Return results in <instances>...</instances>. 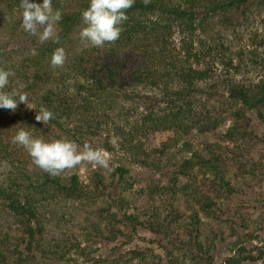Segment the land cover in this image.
Here are the masks:
<instances>
[{"label": "rangeland", "instance_id": "rangeland-1", "mask_svg": "<svg viewBox=\"0 0 264 264\" xmlns=\"http://www.w3.org/2000/svg\"><path fill=\"white\" fill-rule=\"evenodd\" d=\"M34 2L41 3L42 0H34ZM203 2L204 0H200L194 4L199 17L203 15L200 14L202 6L198 3ZM22 19L23 16L16 7L9 10L6 2L0 3V45L6 48V51L12 52L13 59L21 61L27 56V51L35 53L37 51L33 52L32 48L44 42H52L59 36L57 24L55 35L47 40H41L39 35L33 36L24 31ZM202 20L193 35L180 33L174 28L169 36L164 37L167 41V49L172 55L182 59L183 65L190 63L193 68H211L222 76L233 72L234 67H238V76L244 81L264 78V0H249L241 8H232L226 13L212 16L206 15ZM86 26L85 23H80L70 32L63 47L66 56L74 55L86 45L79 35ZM39 32H43L42 27ZM92 47L95 55L98 48L102 57L109 53L107 42L103 46ZM187 52L190 55L189 61H187ZM198 53H200L199 58H194L193 55ZM59 67H54V71L57 72ZM169 72L163 70L162 74H156L153 79L156 83L146 82L138 91L131 92L128 89L127 93H131L128 96L116 95L113 101L107 96L99 106L96 105L98 110L94 111V114L84 111L83 107L88 109L87 103L89 101L96 103V98H88L86 92L80 94L70 86L71 93L75 94L72 98L75 110L69 124L76 125L74 129H58L52 124L43 125L37 122L33 114L41 108L36 105L38 99L31 101L27 105V110L22 115L14 117L12 121L7 122L0 118L2 120L0 136L5 141L14 143L13 137L23 128L30 131L34 138L43 139L45 142L61 139L72 141L77 144L78 152H83L85 148L79 145L81 141L89 138L99 139V135H105L110 131V135L115 139L113 150L109 152L99 149L109 154L108 169L82 161L74 168L60 171L54 178H59L60 183H66L70 175L75 173L79 183L89 190L90 180L94 181L96 178L93 176L95 170L100 173L104 183L108 184L111 183L112 168L121 165L129 172L125 174L118 187L120 189L131 183L126 193L132 203L133 211L138 213L139 217H142L143 209L150 214L155 204L151 197L161 198L157 202L166 208L170 207L171 201L181 211L183 224L193 232L197 227L194 226L198 216L201 220L198 233H201V239L207 247L213 249V264H223L224 258L231 255L238 256L240 247H245L248 252L253 251V254H258L259 251L264 253V130L254 111L246 115L247 130L228 140L227 129L232 124V112L225 96L208 99L207 94L192 93L188 101L178 102V104L188 103V106L184 104L180 107L185 114L182 118L185 128L173 127L156 131L147 128L146 135L139 143L137 152H149L153 149L163 151V153L149 152V155L158 162V169L163 168L167 171V176L158 169L141 166L132 160L131 150L125 143L128 139L126 133L139 126L141 118L147 111L166 107L167 96L164 94L166 92L164 85L171 77ZM125 82L127 87L130 79H126ZM206 83L208 82L205 80L199 82L201 85ZM19 84L21 88L25 87L24 82L20 81ZM166 110L172 109L169 107ZM197 112L202 113V118L196 115ZM117 131H121L122 134L118 135ZM96 132L99 134H94ZM213 144L216 147L214 153L219 154L221 165L225 170L228 169L226 173L236 187V190L231 192L222 191L221 196L217 195L215 190L217 187L212 183L210 174L199 172L196 179H189V176L177 175L175 172L176 164L180 166L184 159L192 156V153L203 150L206 145L213 147ZM9 151L7 157L0 154V180L27 185V173L33 178L40 175L41 168L33 163V158L22 145L15 143L10 146ZM204 153L206 154V151ZM41 176L45 177V175ZM186 184L193 186L187 191L184 188L181 193L180 187ZM147 186L156 187L153 196H143L145 192L143 189ZM194 187H199L200 191L203 190L212 199L209 208L200 209L196 202L199 196L194 197ZM171 191L176 192L174 197ZM100 197L87 202L82 198L56 196L52 197L49 203L46 201L41 207L39 206L40 214H44L42 222L44 235L39 240L41 246L37 253L39 259L42 254L46 255L45 259L41 260V264H92L95 260L98 264H122L123 261L119 260V256L135 248L141 250L152 248L156 253L164 255L163 248L156 242L160 236L148 230L137 231L132 235L131 241L121 235L114 241L97 240L94 235L96 224L103 221L106 213L95 214L91 211L103 200ZM95 202L97 203L93 204ZM111 202L112 200H109L106 205ZM212 211H215L213 215L207 214ZM86 231H90L88 237L84 235ZM7 233L9 237L10 233H13L12 237H21L22 229L14 220L10 210L0 201V238L7 236ZM175 237L173 236V241L171 238H163L164 243H167L171 250L172 242L176 241ZM72 244H78L85 253L89 254L70 251L64 259L53 258L55 248H66ZM180 251L183 253L182 249ZM175 252L179 253L177 248ZM241 264H264V254L260 260L245 261Z\"/></svg>", "mask_w": 264, "mask_h": 264}, {"label": "trees", "instance_id": "trees-1", "mask_svg": "<svg viewBox=\"0 0 264 264\" xmlns=\"http://www.w3.org/2000/svg\"><path fill=\"white\" fill-rule=\"evenodd\" d=\"M197 1L200 2V0H147V2L135 0L132 7L125 11L127 20L120 25L122 31L119 39L107 42L109 46V49L105 47L109 50L107 56L102 57L99 48L95 55L93 47L85 43L82 50L80 49L74 55H67L63 65L55 72V68L50 63L51 56L57 48L64 47L72 30L77 28L80 23L84 24L82 12L88 8L90 0H53V10H59L62 13V19L58 23L59 36L56 40L44 42L32 48L33 52L37 51L35 53L26 50L27 56L23 57L22 61L13 59L12 52L6 51V48L0 45V70L13 73L9 76L8 85L0 89V92L26 93L28 104L39 99L36 101V105L44 107L54 114V119L50 120L48 124H52L58 129L70 130L76 126L69 124L75 110L72 104L75 94L71 93L70 86L80 94L87 93L88 98H96V103H92V101L87 103L88 109L83 107L84 111L94 114L93 112L98 110L96 105L99 106L107 96L111 101L116 95L128 96L131 94L127 93L128 89L135 92L142 89L141 86L146 82L156 83V80H153L157 76L156 74H162L163 70H169L171 77L164 85L166 90L164 94L167 96L166 107L147 111L141 118L139 126L126 133L128 139L125 143L131 150L132 160L150 169H158L159 164L150 158L149 152L163 153V151L153 149L149 152H137L141 138L146 135L148 129L156 131L173 127L176 129L185 128V122L182 119L185 114L180 107H183L184 104L188 106V103L178 104V102L188 101L192 93L207 94L208 99L225 96L232 112V124L227 129L228 140L247 130L246 115L248 112L256 113L264 130L263 77L257 81H244L238 76V67H234V71L225 76L216 73L211 68H193L190 63L183 65L182 59H178L167 49V41L164 37L169 36L172 29L177 28L180 33L193 35L206 15L226 13L232 8H241L249 2V0H204L203 3H198L202 6L200 14L203 15L199 17L195 10L196 7H194ZM4 2L8 5L9 10L16 7L22 15L23 9L19 6L20 0H0V3ZM199 54H194L193 57L199 58ZM189 57L187 52V61H189ZM126 79H130L127 87ZM202 80L208 83L206 85L199 84ZM20 81L25 83L24 88L20 87ZM28 104H20L15 112L0 109V118L3 121H12L14 117L22 115L27 110ZM189 106H191L190 103ZM169 107L176 111L166 110ZM105 114L107 115V113ZM33 115L35 116V114ZM196 115H200L201 118L203 116L199 112ZM117 133L118 135L122 134L121 131H117ZM94 134L98 135L99 133ZM99 136V139L89 138L78 144L84 148L87 145L94 150L105 149L111 152L115 139L110 135V131ZM14 144L5 141L0 136V154L7 157L10 154V146ZM214 148H216L214 144L213 147L206 145L203 150L195 151L191 157L184 159L180 166L176 164L175 172L177 175H187L189 179H196L199 172L210 174L212 183L217 187L215 189L217 195L221 196L222 191L231 192L236 190V187L226 173L228 169L225 170V167L221 165L219 154L214 153ZM148 159L150 160L148 161ZM112 169L111 183L108 184L104 183L100 173L95 170L93 176L96 178L94 181L90 180L89 190L79 183L75 173L70 175L66 183H60L59 178H54V175L44 172L43 169H40V175L38 174L35 178L27 173V185L0 180V201L10 210L14 220L22 229L21 237H12L13 233H10V237L9 233L7 236H1L0 264H41V260L45 259L46 255L42 254L39 259L37 253L41 246L39 240L44 235L42 233L44 231L42 223L44 214H40L39 206L41 207L42 203L46 201L49 203L50 199L56 196L82 198L87 202L94 201L99 196L102 197L103 200L91 211L95 214L97 212L106 213L103 221L96 224L94 235L97 240L114 241L121 235L131 241L132 235L139 230H148L160 236L156 242L163 248L164 255L156 253L152 248L130 249L124 253L125 255L119 256V260L123 261L122 264H213V249L207 247L201 239V233H198V225L201 221L198 216L194 226L197 227L193 232L183 224L181 211L177 205L174 206L170 201V207L166 208L157 202L161 198L152 199L151 197L152 202L155 203L151 213L148 214L143 209L142 217H139L138 213L131 208L132 203L126 193L131 187V183L120 189L118 187L129 170L121 165ZM158 170L167 176V171H164L163 168ZM41 175H45V177ZM190 186L183 185L180 187V192L182 193L184 188L187 191ZM155 188L154 186L141 188L145 191L143 196H153ZM194 188V197L199 196L196 202L200 209L209 208L212 199L203 190L200 191L199 187ZM106 190L109 191L106 192ZM175 194L176 192L171 191L173 197ZM109 200L112 202L107 206L106 203ZM214 213L215 211H212L207 214L213 215ZM84 235L88 237L90 231H86ZM173 236L177 238H174L176 241L172 242L173 249L171 250L169 245L164 243L163 238H171L173 241ZM205 241L207 242V240ZM176 248L179 253L175 252ZM180 249L183 250V253ZM70 251L83 255L89 254L85 253V250L78 244H72L66 248H55L53 258L64 259L70 254ZM252 252H248L245 247H240L238 256L225 257L223 264H241L245 261L262 259L263 251H259L258 254ZM92 264H98V261L95 260Z\"/></svg>", "mask_w": 264, "mask_h": 264}, {"label": "clouds", "instance_id": "clouds-1", "mask_svg": "<svg viewBox=\"0 0 264 264\" xmlns=\"http://www.w3.org/2000/svg\"><path fill=\"white\" fill-rule=\"evenodd\" d=\"M134 3L135 0H90L88 8L82 12L83 22L87 26L79 34L81 41L95 47L118 40L122 31L120 25L127 20L125 11ZM19 6L23 9L22 24L25 32L33 36L39 35L41 40L55 35V26L61 21L62 13L53 10V0H42L41 3L20 0ZM41 27L42 33L39 32ZM65 59L64 49L57 48L50 63L53 67L62 66ZM10 75H13L11 71L0 70V89L8 85ZM20 104H28L26 93L0 92V109L15 112ZM52 119L54 114L44 107L35 114V120L43 125ZM13 142L27 150L36 166L54 176L66 168L76 167L82 161L109 168V154L106 151L94 150L86 145L85 151L78 152L77 144L66 139L45 142L34 138L30 131L22 128L13 137Z\"/></svg>", "mask_w": 264, "mask_h": 264}]
</instances>
